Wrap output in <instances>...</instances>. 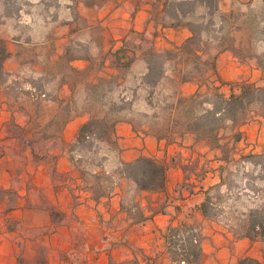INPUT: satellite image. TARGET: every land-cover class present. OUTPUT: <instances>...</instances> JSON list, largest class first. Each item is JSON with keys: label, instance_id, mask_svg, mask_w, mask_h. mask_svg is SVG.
<instances>
[{"label": "crops", "instance_id": "0c3cea01", "mask_svg": "<svg viewBox=\"0 0 264 264\" xmlns=\"http://www.w3.org/2000/svg\"><path fill=\"white\" fill-rule=\"evenodd\" d=\"M155 2L161 4L162 0H109L100 8L57 0L56 9L40 2L29 10H20L17 17L5 20L0 26V36L6 40L10 52L5 72L15 81L28 80L24 85L26 90L44 109L40 121L63 122L60 140L64 144L62 149L50 151L57 155L52 166L34 163L31 174L32 183L39 191L36 196L40 198L41 190H49L42 197L62 213L64 221L57 223L52 210L43 211L36 199L30 206V198H19L12 208L2 199L0 264H181L180 258L173 257L167 234L170 227L184 224L200 237L203 259L199 264H239L245 257L262 261L261 243L246 238L229 211L204 213L203 206L209 199L210 206H215V190L222 193L228 190L220 172L227 161L222 157V150L211 148L206 140H199L191 133L176 139L159 137L148 129L136 128L131 119L120 118L112 143H101L108 148L104 154L108 159L104 162L114 165V186L110 196L99 200L84 189L81 176V170L86 169L93 158H87V165L72 160L75 154L69 145L80 126L90 119L87 111L73 112L77 90L113 78L121 84L122 71L131 73L138 63L143 67V75L147 68L144 52L139 53V47L131 41L133 34H144L158 53L180 47L191 37L187 28L166 27L165 20H157L163 6L154 12ZM55 20L65 21L52 29ZM96 28L102 31L99 36ZM85 32H89L91 43L98 42L97 59L93 53L78 54L68 61V71H51L22 58L23 52H37L39 47L49 45L52 48L49 64L55 65L71 52L75 37ZM36 58L40 60L39 56ZM231 59L236 61L228 53L218 57L221 81H228V69L234 68L228 66ZM168 65L171 69L179 66L172 61ZM73 73L86 79H75L71 76ZM180 84L184 96L193 95L202 86L197 80ZM9 89L14 88L0 83V188L15 181L14 171L18 178L22 176H18L20 168L6 154L10 150L18 153L20 149L19 136L10 127L22 130L28 124L17 111L10 109L13 102L3 97V92ZM19 99L17 94L14 103ZM82 103H89L87 97ZM238 132L241 139L237 146L246 148L242 153L264 147L263 120L245 124ZM141 155L154 157L168 166L163 191L138 192L134 182L117 175L123 163ZM106 162L101 167L90 165L91 171L103 172L104 166V173L110 174ZM57 177L63 181H58ZM128 197L132 198V206L126 205Z\"/></svg>", "mask_w": 264, "mask_h": 264}, {"label": "rangeland", "instance_id": "374dc122", "mask_svg": "<svg viewBox=\"0 0 264 264\" xmlns=\"http://www.w3.org/2000/svg\"><path fill=\"white\" fill-rule=\"evenodd\" d=\"M173 1L175 0H170V2ZM9 2L13 4V7H11L12 10L18 8L25 11L33 6L39 5L40 2L51 4L55 9L58 5L57 0H10ZM157 2L154 3V12L160 6H163L165 0H162L161 4ZM74 4L78 3L74 2ZM219 9L226 16L227 20L223 28L217 25L208 32L203 33L202 38L207 43V47L202 48L205 54L200 60L199 70L195 69L194 64L184 65L182 62L183 57L176 55V51H172V53L165 51L159 53L163 55L164 60H171L179 66L178 68L171 69L168 65L164 79L157 86L149 85L146 83V80H143V67L139 63L131 70V73H128L127 70L122 71L119 78L121 77L120 79L123 80V83L119 84L118 79L113 78L111 81L103 84L105 90H111L105 96V101L115 102L120 107L125 108L122 113L116 114L112 118L119 120L120 118L131 119L136 128L140 130L148 129L157 135H166L176 139L180 137L183 128L181 126L174 127V118H182L186 115L183 108L180 110L175 108L178 105L180 96H184L180 89V83H184V78H195L202 85L200 94L206 95L208 98H214V95L218 92L228 96L229 84L231 82L248 80L263 85L264 76L258 67L256 58L260 57L264 60V0H219ZM198 13L201 14V10H198ZM55 14H58L57 10H55ZM199 14L198 16L200 17ZM172 16L165 19L168 25L174 22ZM157 20H163V17L158 15ZM63 21L65 20H55L52 29ZM95 32L99 36L102 31L96 28ZM88 35L89 32L78 34L72 44L71 52L68 56L66 55L65 59L55 65L49 64L50 55L52 54V48L49 45L39 47L37 52H23L22 58L25 61L33 60L35 65L38 66L41 64L44 68H48L51 71L54 69L58 72L68 71V61L78 54L86 55L93 53L94 58L97 59L95 54L96 56L98 54L96 48L98 42H95V44L91 43ZM131 38L135 46L139 47V53L158 52L155 50L156 47H154L152 41L144 34H133ZM218 52H221V54L228 53L229 57L236 59V61L232 59L228 60V66H234V68L228 69V77L226 78L228 81L225 82L220 80L218 69L217 73H214L211 70V65L206 63L209 55H215ZM36 56H39L40 60H37ZM94 69L96 71L99 69L98 64ZM71 76L80 81L86 79L85 76L74 73ZM1 81H3L2 84L6 87L14 88L13 90L9 89L4 91L2 95L9 102H13V104L10 103V109L14 112L17 111L20 118H24V122L28 124L22 130L10 127V130H13V133L19 136L20 149L18 153L10 150L6 156L16 163L18 169L20 168L18 176H22L18 178L17 173L14 171V176L16 175L15 181L0 188V202L2 199H6L8 208H12L16 206L19 198H30V206H33V200L36 199V202L38 201L42 204L43 211L52 210V212H55L53 218L57 223H60L64 221V217L61 215L62 213L52 207L46 197H42L45 196L44 194H48L49 190H41L39 193L40 198L37 197L39 191L36 185L32 183L31 174L34 169V163L38 162L34 158L33 150L39 153V156H44L45 151L49 154L54 149H62L64 147V144L60 140V129L58 126V124L62 125L63 122L61 120L48 123L40 121L39 118L44 109L41 104H38V99L31 97L29 94L30 91L26 90V86H24L27 83L26 81H28L26 78L15 81L9 78L8 73H6V76ZM36 83L39 82L36 81ZM16 88H21L22 90ZM17 94L20 95V99L15 104L13 100L17 98ZM103 94L104 92L101 91L99 95L92 96V93L86 88L82 87L78 89L75 94L76 104L73 112H88L90 110L94 115L102 117L104 113L101 111L99 105L94 103L83 105L82 102L84 101V97H87L89 102H96L103 98ZM185 96L189 97L191 95ZM201 99L202 97L197 102L201 101ZM263 111L264 107H252L249 110L248 117H246L248 119V123L246 124L257 122L259 119L255 116L262 114ZM241 126L243 125H240V122L236 125L230 123L219 132L220 140L225 144L222 157L228 160L227 164L220 169V172L223 175L224 183L228 186V190L224 191V193L221 190H215L213 192L215 206L212 208L216 211H229L238 229L245 232L248 226L247 221L250 210L264 207V156L260 159L253 160L247 159L246 156L264 154V147L257 151H254V148L247 153H242L246 148L237 146L238 142L234 140L235 134ZM46 129L51 135L43 136L42 132ZM106 146H102L101 143L94 141L91 151H84L79 160H81L82 164L85 163L87 165V158L90 157L93 158V166L97 167L100 165L101 167L106 162H104V159H108L104 155L108 150ZM51 154L47 155L48 163H46L50 166L55 162L51 160ZM30 159L32 160L31 162ZM106 163V170L110 172V176H113V163L110 161ZM104 170L105 168L103 166V172ZM27 176L29 178L26 181L25 178ZM57 180L60 182L63 181L62 178L58 177ZM88 180L93 179L88 177ZM125 202L127 206L133 205L132 198L130 197L126 198ZM38 214L43 221L44 217L42 213L39 212ZM261 246L259 250L263 251L264 245L262 243ZM120 264L133 263L124 262Z\"/></svg>", "mask_w": 264, "mask_h": 264}, {"label": "trees", "instance_id": "16d2710c", "mask_svg": "<svg viewBox=\"0 0 264 264\" xmlns=\"http://www.w3.org/2000/svg\"><path fill=\"white\" fill-rule=\"evenodd\" d=\"M10 0H0V26L5 20L15 18L20 14V9L12 10L13 4ZM76 3H83L89 8H100L104 6L109 0H72ZM15 5H17L15 3ZM201 10V14L198 13ZM200 15V17L198 16ZM173 15L174 22L166 27L171 28H187L191 33L183 45L175 48L167 53L176 51V55L182 56L184 65H195V69L199 70L200 60L203 58L205 51L203 47H207V43L203 41V33L208 32L214 26L220 25L223 28L226 16L220 12L219 0H165L160 16L165 20L167 17ZM166 21V20H165ZM202 45V46H201ZM227 51V49H226ZM221 52L215 55H209L207 64L211 65V70L217 73V60ZM181 57V58H182ZM10 58L7 42L0 36V83L3 77L6 76L5 63ZM259 69L264 76V60L257 57ZM143 60L146 62L147 68L142 75L143 80L149 85L157 86L165 77L168 62L171 60H164L163 55L158 52L144 53ZM195 80V78H184L183 82ZM106 80H100L97 83H90L87 90L92 93V96L99 95L102 92L103 98L96 102H89L88 104H97L101 107L104 113L102 117H98L90 110V119L82 124L77 132L75 140L69 145L70 151L75 155L72 160L76 163H81L82 153L84 151L90 152L94 144L97 143H112V138L119 123V119L112 118L116 114L122 113L124 107H120L117 103L105 101V96L111 90H105L103 84ZM200 89L193 95L186 97L180 96L178 105L175 107L180 110L183 108L186 115L182 118H174V127L181 126L183 128L180 136L191 133L196 135L199 140H206L211 148H219L224 150L225 144H221L219 132L227 124L245 125L248 123V113L252 107H264V78L263 85L257 82L248 80L231 82L229 84V95L224 93H217L214 98H208L206 95H201ZM202 97L201 101L197 102ZM207 106V107H206ZM209 106V107H208ZM259 120H264V111L262 114L255 116ZM241 120V121H240ZM133 123V121H132ZM61 131L62 125H59ZM61 126V128H60ZM135 126V125H134ZM43 136H49L47 129L42 132ZM159 137L170 138L163 135ZM241 139V134L237 132L234 140L238 142ZM44 156L33 150V155L38 162L48 163L46 151ZM264 154L254 156H246L247 159H260ZM51 160L55 161L57 155L51 154ZM225 161H228L225 158ZM253 162V161H252ZM91 162L90 165H92ZM88 164L86 169L81 170V176L84 181V189L92 194L94 199L99 200L110 196L114 179L104 172L93 173ZM100 166V165H99ZM168 166L159 162L154 157L141 155L134 161L123 163L118 170L117 175L135 183L138 192L157 193L166 188ZM91 177L93 180H88ZM227 185V184H226ZM228 187V186H227ZM211 199H209L203 206L204 213L210 214L213 208L210 206ZM52 217L55 212H52ZM248 226L244 236L250 241H259L264 245V207L254 208L248 214ZM168 241L172 249L174 258H180V263L184 264H199L203 259V251L200 245V237L193 228L186 224L179 227H170L168 234ZM133 264H136L134 262ZM239 264H264V248L262 261L245 257L239 261Z\"/></svg>", "mask_w": 264, "mask_h": 264}, {"label": "built area", "instance_id": "2783aa9c", "mask_svg": "<svg viewBox=\"0 0 264 264\" xmlns=\"http://www.w3.org/2000/svg\"><path fill=\"white\" fill-rule=\"evenodd\" d=\"M182 264H184V263H182Z\"/></svg>", "mask_w": 264, "mask_h": 264}]
</instances>
